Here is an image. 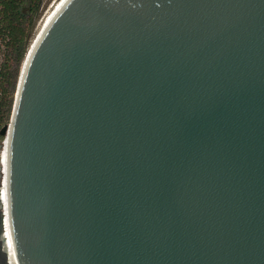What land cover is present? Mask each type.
<instances>
[{
	"label": "water",
	"instance_id": "water-1",
	"mask_svg": "<svg viewBox=\"0 0 264 264\" xmlns=\"http://www.w3.org/2000/svg\"><path fill=\"white\" fill-rule=\"evenodd\" d=\"M6 132L16 264H264V0H52Z\"/></svg>",
	"mask_w": 264,
	"mask_h": 264
},
{
	"label": "trees",
	"instance_id": "trees-1",
	"mask_svg": "<svg viewBox=\"0 0 264 264\" xmlns=\"http://www.w3.org/2000/svg\"><path fill=\"white\" fill-rule=\"evenodd\" d=\"M43 0H0V127L7 123L26 43Z\"/></svg>",
	"mask_w": 264,
	"mask_h": 264
},
{
	"label": "bare ground",
	"instance_id": "bare-ground-1",
	"mask_svg": "<svg viewBox=\"0 0 264 264\" xmlns=\"http://www.w3.org/2000/svg\"><path fill=\"white\" fill-rule=\"evenodd\" d=\"M3 140L1 142L0 146V207H1V214H2V223H3V229L5 238L7 239L9 246L12 249L11 239H10V233L8 230L7 225V216H6V204H7V192H6V178H7V144H8V132L3 135ZM4 219V222H3ZM7 244V243H6ZM7 244L8 249L10 250V247Z\"/></svg>",
	"mask_w": 264,
	"mask_h": 264
},
{
	"label": "flooded vegetation",
	"instance_id": "flooded-vegetation-1",
	"mask_svg": "<svg viewBox=\"0 0 264 264\" xmlns=\"http://www.w3.org/2000/svg\"><path fill=\"white\" fill-rule=\"evenodd\" d=\"M1 210V207H0ZM2 211V210H1ZM1 212H0V264H16L15 258L12 253V249L9 246L7 239L5 238L4 229L2 228L3 223L1 219ZM4 222V219H3ZM10 247V250L7 247V244Z\"/></svg>",
	"mask_w": 264,
	"mask_h": 264
},
{
	"label": "rangeland",
	"instance_id": "rangeland-1",
	"mask_svg": "<svg viewBox=\"0 0 264 264\" xmlns=\"http://www.w3.org/2000/svg\"><path fill=\"white\" fill-rule=\"evenodd\" d=\"M52 0H43V7H42V9H41V13H40V15H39V17L41 16V14L43 13V11L45 10V8L47 7V5L51 2ZM39 17H38V19H39ZM37 19V20H38ZM37 20H36V22H37ZM36 24V23H35ZM2 51H3V48H2V46L0 45V60L2 59ZM3 135H1L0 134V146H1V142H2V140H3ZM0 177H1V175H0ZM0 182H1V179H0Z\"/></svg>",
	"mask_w": 264,
	"mask_h": 264
}]
</instances>
